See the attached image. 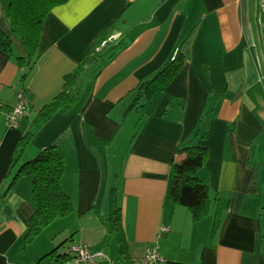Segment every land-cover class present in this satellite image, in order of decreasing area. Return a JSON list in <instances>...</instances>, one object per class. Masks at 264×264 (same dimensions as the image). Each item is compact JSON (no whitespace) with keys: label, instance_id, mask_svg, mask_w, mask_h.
<instances>
[{"label":"crops","instance_id":"0c3cea01","mask_svg":"<svg viewBox=\"0 0 264 264\" xmlns=\"http://www.w3.org/2000/svg\"><path fill=\"white\" fill-rule=\"evenodd\" d=\"M260 9L264 0H69L45 19L39 58L27 72L15 61L26 52L11 32L8 0H0V29L14 47V56L0 52V264H37L63 242L59 252L84 245L105 255L94 264H122L105 226L112 191L135 264H144L148 249L163 264H264ZM109 28L111 37L79 80L81 103L34 124ZM178 52L185 56L178 76L144 111H129L138 87ZM20 92L29 113L8 127L5 114ZM133 113L140 115L138 125L126 132ZM202 115L207 137L199 144L208 158L198 176L209 187L211 210L195 222L187 208L168 199V188L172 163L185 157L177 149ZM29 132L26 153L8 175L16 143ZM122 140L118 176L113 165ZM51 145L64 153L62 187L75 211L25 246L34 213L32 177L11 182L21 163Z\"/></svg>","mask_w":264,"mask_h":264},{"label":"trees","instance_id":"16d2710c","mask_svg":"<svg viewBox=\"0 0 264 264\" xmlns=\"http://www.w3.org/2000/svg\"><path fill=\"white\" fill-rule=\"evenodd\" d=\"M69 0H8V17L12 34L21 42L25 56H16L19 68L27 72L31 70L38 58L41 34L45 19L56 7L66 4ZM261 23V48L264 54V9L259 13ZM112 28L102 36L97 46L83 58L76 68L64 77V85L60 93L45 105L38 113L34 124L50 120L58 112L68 113L76 108L82 100L83 91L79 80L83 73L95 63L103 48L102 44L111 37ZM0 52L14 56L12 38L0 29ZM185 56L178 52L176 56L154 77L142 83L137 89V95L131 109L145 110L152 99L160 96L180 73ZM27 73L22 74L26 79ZM206 118L202 115L192 133H190L177 153L185 154L181 160L172 163V179L168 188V199L187 208L192 219L199 222L206 218L211 210V198L208 185L198 176L199 171L206 165L207 148L199 143L206 139ZM29 132L21 137L15 146V151L8 175L23 159L33 138ZM65 170V156L57 145H51L33 160L25 161L18 166L12 179L11 186L22 176L32 177V200L34 213L28 220V227L23 237L25 246L32 244L42 232L55 221L71 215L75 206L62 187V176ZM113 192V191H112ZM111 192L110 216L105 221L109 236L114 242L117 261L122 264H135L129 256L121 220V208L117 198ZM65 248L63 242L51 252L42 256L37 264H67L73 261L70 251L59 252Z\"/></svg>","mask_w":264,"mask_h":264},{"label":"built area","instance_id":"2783aa9c","mask_svg":"<svg viewBox=\"0 0 264 264\" xmlns=\"http://www.w3.org/2000/svg\"><path fill=\"white\" fill-rule=\"evenodd\" d=\"M0 109L3 104L0 103ZM29 113L28 102L24 92L17 95V103L10 107L5 114V123L8 127H16L22 118ZM169 228H163L161 233H168ZM70 251L74 255L73 262L75 264H94L99 259L106 258L102 252H93L84 245H72ZM144 264H163L165 260L159 256L155 249H148L143 258Z\"/></svg>","mask_w":264,"mask_h":264},{"label":"rangeland","instance_id":"374dc122","mask_svg":"<svg viewBox=\"0 0 264 264\" xmlns=\"http://www.w3.org/2000/svg\"><path fill=\"white\" fill-rule=\"evenodd\" d=\"M138 114V113H137ZM135 116V117H134ZM140 118V115H135V113H133L132 117H129L128 118V121H127V125L125 127V131L126 132H129L128 130L130 129V131L134 132L136 130V125H138V119ZM127 135V133H125V136ZM129 141H126V143H128ZM123 140L121 142H117V147H122L119 154H118V159H117V162L114 166V170L115 172L118 174V176H120V170H121V164H122V159L124 157V147H123ZM125 143V144H126ZM114 173V171H113ZM113 178V176H112ZM120 178V177H118ZM112 180V179H111ZM116 184L115 187H118L120 185V180L116 181L115 182ZM113 184H111V187L114 186ZM49 253V252H48Z\"/></svg>","mask_w":264,"mask_h":264}]
</instances>
